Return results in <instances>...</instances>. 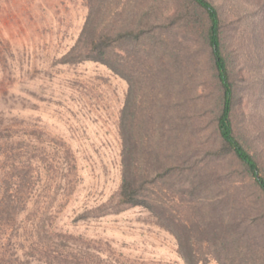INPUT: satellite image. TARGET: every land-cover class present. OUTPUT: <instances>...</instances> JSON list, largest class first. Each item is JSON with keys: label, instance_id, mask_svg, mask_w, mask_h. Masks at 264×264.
Returning a JSON list of instances; mask_svg holds the SVG:
<instances>
[{"label": "rangeland", "instance_id": "1", "mask_svg": "<svg viewBox=\"0 0 264 264\" xmlns=\"http://www.w3.org/2000/svg\"><path fill=\"white\" fill-rule=\"evenodd\" d=\"M211 1L234 133L264 175V0ZM184 12L183 0H0V178L15 160L33 181L3 227L0 252L12 264H186L176 233L191 238L198 264H264V197L220 151L221 90L198 21ZM88 21L152 28L123 52L129 80L100 62H61ZM128 92L137 135L156 125L163 134L164 178L142 182L161 199L152 209L115 206Z\"/></svg>", "mask_w": 264, "mask_h": 264}, {"label": "trees", "instance_id": "2", "mask_svg": "<svg viewBox=\"0 0 264 264\" xmlns=\"http://www.w3.org/2000/svg\"><path fill=\"white\" fill-rule=\"evenodd\" d=\"M183 2L185 20L191 21V18H196L198 21L199 28H201V33L204 36V42L209 49L215 78L221 90L220 112L216 122L221 141L220 151L234 159L249 173L264 197V175L260 173L259 161L237 138L232 125L231 114L234 90L227 61L222 51L219 9L211 0H183ZM146 14L147 12L144 13V16ZM151 34L152 28L146 29L145 25L141 26V24L125 29H107L101 28L99 25L91 26L88 21L84 24L77 41L68 53L63 56L61 62L75 63L84 60L100 62L115 74L128 79L125 71L131 66L129 65L130 59L129 54L124 56L123 52L127 53L130 49H136V47L140 48L139 46H143ZM156 45L157 43L151 46L155 48ZM136 51H139V49ZM129 92H132L131 88ZM129 92L120 111L119 118L122 137V169L121 183L116 194L117 201L115 206L140 205L152 209L154 206H162L161 199L154 192H152V195L149 194L152 197L145 195L143 193L145 188L142 187V182L156 187L159 180L164 178L163 163L159 162L160 148L163 146V134L159 132V127L157 128L156 125L149 131L147 130L150 132L147 133L149 135L145 137L137 135L136 129L139 127L136 115L139 111V105L135 103L132 93ZM15 150L14 153H11L12 155L10 154L11 156L15 157L18 155ZM145 156H148V160H145V162L150 166L149 172L138 175L141 159H144ZM10 168V171H12L7 172L0 178L4 184L0 193V245L1 239L6 233L3 227L12 225L17 213L25 208L26 198L23 196L29 191L33 182L29 168L24 165H16L15 160L11 163ZM187 170L190 171L189 168ZM182 224L184 225V222ZM176 235L179 240V250L185 263L198 264L191 238L188 237L186 240L181 238L179 233H176ZM4 251L0 252V264H12V261L5 257Z\"/></svg>", "mask_w": 264, "mask_h": 264}]
</instances>
